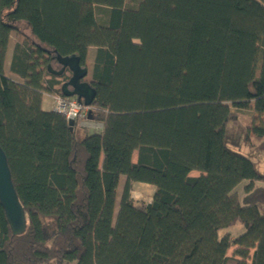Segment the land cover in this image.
I'll list each match as a JSON object with an SVG mask.
<instances>
[{
  "label": "trees",
  "instance_id": "1",
  "mask_svg": "<svg viewBox=\"0 0 264 264\" xmlns=\"http://www.w3.org/2000/svg\"><path fill=\"white\" fill-rule=\"evenodd\" d=\"M90 47L101 130L42 107L71 76L55 57L86 67ZM246 108L264 115V0H0V147L26 216L13 234L0 202V264H264V124Z\"/></svg>",
  "mask_w": 264,
  "mask_h": 264
},
{
  "label": "water",
  "instance_id": "2",
  "mask_svg": "<svg viewBox=\"0 0 264 264\" xmlns=\"http://www.w3.org/2000/svg\"><path fill=\"white\" fill-rule=\"evenodd\" d=\"M55 58L62 65L61 70L67 67L71 71L70 78L61 86L62 94L64 96H75L84 105L90 106L95 96V89L85 80L88 71L86 67L80 64L79 57L72 55L68 57L56 56ZM87 118H93L91 109L88 111ZM68 123L73 128L75 120L70 118L68 119ZM0 202L4 207L12 233L18 234L22 232L26 227V216L14 189L6 155L1 147Z\"/></svg>",
  "mask_w": 264,
  "mask_h": 264
},
{
  "label": "rangeland",
  "instance_id": "3",
  "mask_svg": "<svg viewBox=\"0 0 264 264\" xmlns=\"http://www.w3.org/2000/svg\"><path fill=\"white\" fill-rule=\"evenodd\" d=\"M22 32H24L26 35H30V32L27 29L22 28ZM15 36H16V34H15V32H13L11 34V39L9 40L8 49H7L6 58H5V66H4L5 74L10 76V77L14 76L9 71V65H10L11 53H12L13 42H14ZM94 53H95L94 47L92 49H89L88 55H87L86 60H85L86 68L88 71V74L86 77L87 79L89 78L90 73H91ZM55 65L56 64L54 63V65H52V67L57 68ZM52 96L53 95H47V94L44 95L43 103H42V107L44 109H49L53 106L54 101H53ZM66 97H75V96H66ZM240 121H241L242 125H244V126H248L252 122L264 124V115L255 114L252 111V109L246 108V109L240 110ZM98 123H101V122L94 120L93 118L92 119H88V118L86 119L85 118L84 120H81V119L77 120L78 126H85L86 128L88 127L89 130H94L93 127H97ZM257 144H258V142H255L253 144V147H254L253 149H251L248 145H246L244 143H240L239 146H234V147H233V145H230V146L241 151L244 154H248L250 152L256 153L255 151L257 148ZM256 154H257V156L255 157V159L257 161L258 168H259V170L264 171V155L262 153H256ZM135 159H136V153H134V155H133V160H135ZM198 174H199L198 171H192L191 172V175H198ZM124 178H125L124 176L121 177L120 183L118 186L116 201H115V206H114V216L116 215V212L118 209V204H119V200L121 197L123 184H124ZM246 183H247L246 181H243L239 185H237V187L234 189V193L239 199H241L244 196V186ZM153 190H154V187L149 185V184L141 183V182H133L131 194L136 201L143 200V201L149 202L152 199ZM226 231L229 233L230 237L233 238L236 234H240L243 232V225L240 223H237L235 226L223 230L222 233H224ZM234 248L235 247H231L228 250L227 254L232 255ZM252 252H253V250H251L250 254H252Z\"/></svg>",
  "mask_w": 264,
  "mask_h": 264
},
{
  "label": "built area",
  "instance_id": "4",
  "mask_svg": "<svg viewBox=\"0 0 264 264\" xmlns=\"http://www.w3.org/2000/svg\"><path fill=\"white\" fill-rule=\"evenodd\" d=\"M52 97L54 101L52 108L63 113L67 119L71 118L75 121L87 119L90 107L84 105L76 97H66L59 94H54Z\"/></svg>",
  "mask_w": 264,
  "mask_h": 264
},
{
  "label": "crops",
  "instance_id": "5",
  "mask_svg": "<svg viewBox=\"0 0 264 264\" xmlns=\"http://www.w3.org/2000/svg\"><path fill=\"white\" fill-rule=\"evenodd\" d=\"M11 39V38H10ZM93 47H90L89 49H92ZM7 49H8V47H7ZM89 49H88V52H89ZM6 53H7V51H6ZM87 55H88V53H87ZM6 58V57H5ZM52 108V107H51ZM102 126H103V124L102 123H98L97 124V127H93V129H96V130H101L102 129ZM124 180H125V178H124Z\"/></svg>",
  "mask_w": 264,
  "mask_h": 264
},
{
  "label": "flooded vegetation",
  "instance_id": "6",
  "mask_svg": "<svg viewBox=\"0 0 264 264\" xmlns=\"http://www.w3.org/2000/svg\"><path fill=\"white\" fill-rule=\"evenodd\" d=\"M52 64L54 65V63L52 62ZM56 67L58 68V66L56 65Z\"/></svg>",
  "mask_w": 264,
  "mask_h": 264
}]
</instances>
